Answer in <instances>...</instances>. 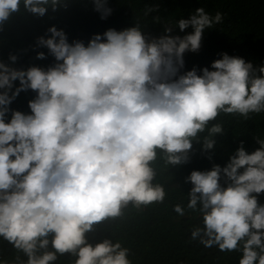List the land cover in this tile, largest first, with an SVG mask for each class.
Masks as SVG:
<instances>
[{
  "label": "clouds",
  "instance_id": "clouds-1",
  "mask_svg": "<svg viewBox=\"0 0 264 264\" xmlns=\"http://www.w3.org/2000/svg\"><path fill=\"white\" fill-rule=\"evenodd\" d=\"M107 2L92 0L102 19L112 11ZM62 3L0 0V27L21 4L43 17ZM222 22V13L200 7L165 24L158 37L137 23L95 34L87 45L69 43L52 26L37 46L48 49L53 65L24 70L0 61V237L27 257L20 264H54L64 254L75 256L74 264H133L120 240L93 245L87 234L121 217L130 204L163 203L167 192L159 172L186 166L195 154L198 167L185 169L192 184L186 208L198 212L202 224L192 228L191 240L240 252L239 264H264V204L258 200L264 194V138L255 137L259 147L251 153L243 141L234 153L233 146L221 145L223 125L213 123L221 114L248 120L264 113V66L222 53L211 70L178 75L185 53L198 52L205 29ZM174 27L192 32L172 35ZM28 90L36 96L26 114L11 111L6 120L13 100ZM227 153L232 155L221 167ZM173 210L186 212L182 204Z\"/></svg>",
  "mask_w": 264,
  "mask_h": 264
},
{
  "label": "trees",
  "instance_id": "trees-1",
  "mask_svg": "<svg viewBox=\"0 0 264 264\" xmlns=\"http://www.w3.org/2000/svg\"><path fill=\"white\" fill-rule=\"evenodd\" d=\"M106 7L112 11L102 19L92 0H64L56 11L49 7L43 17H38L27 12L21 4L20 11L0 27V61L24 70L31 66L46 69L53 65L55 59L48 49L37 46L39 37L50 36L48 29L52 26L63 30L69 43L82 41L85 45L95 34H103L110 28L120 31L137 23L146 35L158 37L164 34L165 24L174 25L203 7L213 16L222 13L223 22L205 29L200 50L185 53L184 68L178 75L193 68L198 74L204 67L211 70L212 62L222 58V53L241 57L257 69L264 66V0H108ZM149 8L155 10L145 15ZM191 32V27L185 32L174 27L171 34L183 36ZM38 52H44L46 58L37 59ZM10 55L17 57L15 63L9 59ZM16 87L19 81L14 82L13 91ZM35 96L32 90L21 91L9 106L6 120H10L11 111L26 114L28 102ZM213 123L223 125L225 138L221 145L233 146L234 153L241 141L251 153L259 147L255 137L264 138V113L253 114L248 120L238 115L221 114ZM231 155L227 153L222 158L221 167ZM198 164L195 154L183 165L191 171ZM186 166L159 172L158 179L167 192L163 203L141 209L130 204L121 217L96 225L95 230L87 234L88 242L95 245L104 239L120 240L131 250L133 264H239L240 252H221L191 240V230L202 224V218L198 212L186 208L192 187L186 182ZM258 200L264 204V194L259 195ZM177 204L185 207L184 216L173 210ZM49 250H52L51 245ZM75 259L72 254L58 255L54 264H74ZM26 260L23 253L0 237V264H20Z\"/></svg>",
  "mask_w": 264,
  "mask_h": 264
}]
</instances>
